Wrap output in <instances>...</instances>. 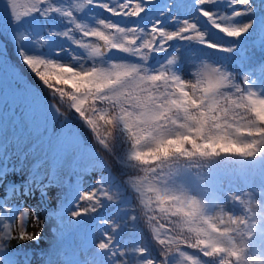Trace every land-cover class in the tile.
<instances>
[{
  "label": "snow or ice",
  "instance_id": "snow-or-ice-1",
  "mask_svg": "<svg viewBox=\"0 0 264 264\" xmlns=\"http://www.w3.org/2000/svg\"><path fill=\"white\" fill-rule=\"evenodd\" d=\"M93 7L108 15L98 17ZM58 19L64 28L48 35L67 46L38 51L30 37ZM5 33L52 101L43 98L50 127L39 132L20 109L28 107L30 93L41 95L17 87V112L28 135L0 129V264H17L10 243H39L52 219L57 251L69 236L90 242L82 259L65 257L64 264H264V179L242 195L195 190L184 179L222 157L264 165V72L253 79L226 67L236 57L246 61L242 42L249 37L264 51L262 0H0V36ZM194 47L205 55L197 58ZM62 52L70 59H58ZM212 52L228 60L210 63ZM85 133L126 170V191L142 205L156 254L142 245L122 246L114 220L99 219L100 238L91 239L97 225L90 221L105 200L119 204L132 227L141 217L119 187L112 190L110 175L101 171L89 191L64 178L65 170L72 176L97 171V153ZM41 136L51 173L4 163L11 142L24 152ZM53 196L58 208L41 219L39 206ZM32 199L37 204L24 207ZM33 225L37 232L27 230Z\"/></svg>",
  "mask_w": 264,
  "mask_h": 264
},
{
  "label": "trees",
  "instance_id": "trees-1",
  "mask_svg": "<svg viewBox=\"0 0 264 264\" xmlns=\"http://www.w3.org/2000/svg\"><path fill=\"white\" fill-rule=\"evenodd\" d=\"M68 4H74L77 2H82V0H65ZM254 2L258 5L260 0H254ZM87 11V9H86ZM91 13L96 14L98 17L103 18L108 14L105 13L102 9L99 8H91ZM111 19H118L115 17H110ZM59 20V19H58ZM49 23H53V21H49ZM49 28H53V30H62L64 25L57 27L56 25H49ZM46 30L43 29L41 32L33 37H30V42H32L36 49L40 52L46 53L44 48V38L46 36ZM36 40H41V43H35ZM175 43V42H173ZM68 42L64 41L61 38H53V46L65 45L67 46ZM242 46H246L247 51V60L245 61L247 64H251L252 62L256 63L259 59L264 58V51L261 50L260 46L253 45L251 42V38L249 37L246 42H242ZM79 51V50H76ZM195 55L197 58L204 56L205 53L202 50L195 49ZM0 52H3L4 56V65L5 67H0V129H2L8 135H25L28 133L25 130L24 125L21 123V116L17 112V104L19 103L18 97L20 93L17 90V87H27L31 90L32 93L35 91L39 92L35 95L31 93L27 96L25 103L28 107L21 108L20 111L24 112V119L27 120L30 124L33 125L34 129L43 132L45 125L47 124L50 127V112L45 106V102L43 98L52 101L51 95L49 94V90L46 89L42 82L38 80L29 70L25 68V66L21 63L19 53L17 50V46L15 45V41L12 37L5 33L3 36H0ZM58 59L62 61L69 60L70 57L67 52H62ZM184 58V67L186 69L191 67L192 60L189 56V53L185 50L183 53ZM212 63H220L228 60V57L223 53L212 52L207 54V58ZM231 60V59H230ZM227 61L226 67L229 71L233 72L235 69L234 66L231 65V62ZM187 73V72H186ZM64 110L63 108L61 109ZM73 126L79 125V121L75 118L71 121ZM79 130V129H78ZM88 135L90 143L93 144L95 151L97 153V159L99 163L97 164V169L102 170L103 167L108 168V173L106 175H110L113 181V188L119 187L121 191L124 193V198L126 200H130L131 203L137 208V215L141 217L135 224V227H132L131 224H126L124 222V213L119 211L120 205L114 202H109L107 200L103 201L104 208L101 209L95 216L91 219L92 224H96L97 228L94 232V235L91 237L92 240L100 238V226L98 225L99 219L103 218L100 213H106V216L103 219H107L109 221H115L117 224H120V230L115 234L119 243L122 246H125L129 249L136 247L137 245L146 246L150 249L153 254H156L157 245L152 238L151 230L147 227L142 217V213L140 209L142 205L139 200L134 199L131 193L126 191L125 184L127 180V176L124 174L126 171L122 169L121 165H118L105 150L102 149L101 146L95 145L94 141L91 140L90 134ZM46 148V138L40 137L37 145H29L24 152H21L20 149L15 145L14 142H11V147L8 152V158L4 161L11 168L13 165H18V168H23L25 173H27L33 167L46 170L52 168L49 162L44 159L43 153L40 149ZM106 162V163H105ZM215 165V168L219 170H229L233 174V178L235 180L236 185L239 188L238 194H243L246 191H252L257 188L261 184V178L257 176L254 164L251 162H243L238 158L234 157H222L218 163H213L212 166ZM206 168V167H203ZM243 171V172H240ZM92 170L91 168L81 176H72L67 170H65L64 178L69 182L75 183L79 185L84 191L92 190L96 187V182L89 178ZM192 172H188L186 177ZM243 173V174H242ZM204 177L205 174L198 175V181L200 185H204ZM189 177H187L188 179ZM194 182L191 181L188 187L193 188L192 184ZM195 185L198 187V183L195 181ZM83 206V203H82ZM226 210H231L232 205L228 202L225 205ZM110 230V229H109ZM46 240L53 243L51 247V251L49 252V259L45 260V263L51 259H55L56 264L58 260L61 259V249L57 251V239L55 237L45 236ZM81 236H74V239L79 240ZM86 244L85 251L83 255L87 251ZM78 245V243L76 244ZM80 248L78 247V250ZM53 252L57 254L53 257ZM81 253V250H79ZM259 255V253H257Z\"/></svg>",
  "mask_w": 264,
  "mask_h": 264
},
{
  "label": "rangeland",
  "instance_id": "rangeland-1",
  "mask_svg": "<svg viewBox=\"0 0 264 264\" xmlns=\"http://www.w3.org/2000/svg\"><path fill=\"white\" fill-rule=\"evenodd\" d=\"M208 60V59H207ZM208 62L212 63L208 60ZM257 74V73H256ZM261 174H264V165H260L259 169ZM101 174V171L97 170L92 173L93 180H97L98 176ZM187 177H189L187 179ZM185 176V181L187 184H189L191 181L194 183L192 184L193 188L195 190H199L198 187L195 185V181L191 174L188 176ZM215 182L217 183V188H221L222 190H225L226 192H236L235 186L232 182V180H222L219 175H214ZM188 186V185H187ZM37 203L36 199H32L27 201L24 204V207L31 208L34 206L32 203ZM227 204V203H226ZM40 208V207H39ZM41 208L44 210V216H46V213L51 212L53 209H57L58 205L56 202L55 197H50L47 201H44L41 203ZM29 224H32L31 219L29 220ZM29 232H37L39 230L38 225H33L28 227L27 229ZM45 236L49 237H57L56 234V222L54 219L49 220L43 228V232L41 234V240L39 243L34 242H28L24 244H19L16 241H12L9 245V249L11 250H18L21 251L19 254H17L19 258V262L17 264H23L24 261H27L29 264H39L45 259L47 250L50 246L49 241L46 240ZM58 264H61L60 262Z\"/></svg>",
  "mask_w": 264,
  "mask_h": 264
},
{
  "label": "bare ground",
  "instance_id": "bare-ground-1",
  "mask_svg": "<svg viewBox=\"0 0 264 264\" xmlns=\"http://www.w3.org/2000/svg\"><path fill=\"white\" fill-rule=\"evenodd\" d=\"M53 191H57V190L54 189ZM32 204L36 205L37 203L34 202ZM39 207H40V208H38L39 215L41 216V219H45L44 210H43V208H41V205Z\"/></svg>",
  "mask_w": 264,
  "mask_h": 264
}]
</instances>
